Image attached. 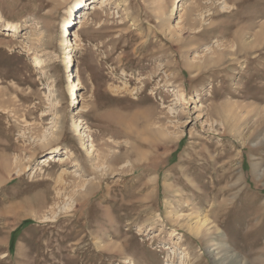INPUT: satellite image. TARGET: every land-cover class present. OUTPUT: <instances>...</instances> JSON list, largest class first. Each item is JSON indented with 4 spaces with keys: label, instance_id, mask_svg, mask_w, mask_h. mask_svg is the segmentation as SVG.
Instances as JSON below:
<instances>
[{
    "label": "rangeland",
    "instance_id": "1",
    "mask_svg": "<svg viewBox=\"0 0 264 264\" xmlns=\"http://www.w3.org/2000/svg\"><path fill=\"white\" fill-rule=\"evenodd\" d=\"M0 264H264V0H0Z\"/></svg>",
    "mask_w": 264,
    "mask_h": 264
},
{
    "label": "bare ground",
    "instance_id": "2",
    "mask_svg": "<svg viewBox=\"0 0 264 264\" xmlns=\"http://www.w3.org/2000/svg\"><path fill=\"white\" fill-rule=\"evenodd\" d=\"M95 1V0H94ZM80 2V1H79ZM75 5H79V3H76ZM83 5H85V3L83 4ZM87 5V9L85 8V7H77V8H79L78 10L76 9V7H75V10H77V11H79V10H81L80 11V14L79 15H81V16H84V15H86L88 12H89V7L91 8V9H94L95 7H94V4H93V1H91V2H89V3H87L86 4ZM82 8V9H81ZM86 9V10H85ZM73 15V16H72ZM72 16V17H71ZM74 18V19H73ZM77 20V15L74 13L73 14V12L72 13H70V15L68 16V18H67V21H66V23H65V25H64V27L62 28V30H61V35H62V37H67V38H70L71 37V26L69 27L68 25V23L70 22V23H73L74 21H76ZM77 23L78 22H76L75 23V25H77ZM63 30H64V32H63ZM69 41H68V43H69V46L72 44L71 43V40L70 39H68ZM65 64H66V68H68L69 69V72H71L70 73V75H68V79L69 80H71V82L73 83V88H72V98L73 99H76L75 100V103L76 104H78L79 102H80V100L78 99L79 98V93L77 92V89H78V86L80 85V81H79V70H78V68L74 65L75 63H74V59H73V55L71 54V53H69V55L66 57V60H65ZM79 105V104H78ZM77 108V107H76ZM81 110V108H79V111ZM92 153V144L90 143L89 145H88V147L86 148V154L87 155H89V154H91ZM48 157L47 158H45L44 159V161H50V160H54V161H56V162H58V161H60V162H62V161H64V160H66L67 159V155H66V152H64V153H62V154H60V155H55V154H52V153H50L49 155H47ZM196 233H198V230L196 229Z\"/></svg>",
    "mask_w": 264,
    "mask_h": 264
}]
</instances>
